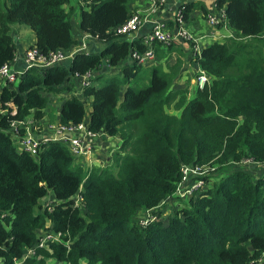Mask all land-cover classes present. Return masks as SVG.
Returning a JSON list of instances; mask_svg holds the SVG:
<instances>
[{"label": "trees", "instance_id": "trees-1", "mask_svg": "<svg viewBox=\"0 0 264 264\" xmlns=\"http://www.w3.org/2000/svg\"><path fill=\"white\" fill-rule=\"evenodd\" d=\"M68 2L0 0V67L15 57L12 25L26 26L28 48L44 57L73 52L79 40L70 34ZM132 2L79 0L80 34L103 48L0 82V264H16L30 249L22 264H259L264 256V0H215L222 17L207 27L226 26L231 35L196 54L187 48L207 79L189 99L187 87L172 89L183 64L173 43L153 45L154 63L141 65L131 54L147 49L142 40L113 35ZM194 12L212 16L186 3L179 19L187 24ZM115 68L119 78L104 75ZM87 74L77 97V79ZM51 97L62 101L59 125L84 122L117 139L105 167L84 168L60 142L39 145L35 155L16 150L9 126L28 120L40 134ZM189 165L215 171L203 190L170 207ZM144 212L155 219L140 226ZM52 233L58 242L34 248Z\"/></svg>", "mask_w": 264, "mask_h": 264}, {"label": "built area", "instance_id": "built-area-1", "mask_svg": "<svg viewBox=\"0 0 264 264\" xmlns=\"http://www.w3.org/2000/svg\"><path fill=\"white\" fill-rule=\"evenodd\" d=\"M148 10L147 13H143L142 10L134 11L128 19L113 30L114 36H124L127 38L130 35L129 40L131 41L133 35L135 36L140 27L143 25L144 18L143 16H149L150 13L158 7H162L165 3V0H148ZM180 10L177 11L174 17L176 23L175 28L172 30L166 29L165 26L159 19L149 18L150 30L146 34L145 38L141 41L143 45L147 46V49L143 52L142 55H137L136 53L131 54V60L135 61L137 64L147 65L154 63V52L153 45L159 44L165 46L169 43H175V41L182 42L186 44V48L192 47V53H198V48L196 47V42L201 38L195 39L194 36L186 31L183 26V22L179 19ZM207 24L210 26L216 25L218 20L214 19L213 16H206ZM85 40L89 38L85 35L81 36V40L74 48L73 52L68 54L56 53L51 54L48 57L42 56L37 50L33 48H27L22 53V59L24 68L22 71L13 72L10 68V65L13 63V60L10 64H5L0 67V82L14 84L18 77L27 69H43L47 68L53 64H59L69 55L78 52H84L87 49ZM85 53V52H84ZM90 75H84L79 77L80 87L86 86L87 78ZM77 77V76H75ZM207 79L205 75L198 71L197 76L194 79V85L198 89H203ZM45 133L36 134L32 129L31 123L28 120L23 122L11 124L9 126L10 134L15 145L18 147V151L25 152L30 155H35L39 145L47 142H60L65 144L68 147V150L71 156L74 158L76 163L82 165L86 169L94 168L98 162L96 153L98 149L97 141L102 137V134H95L86 129L84 122L77 125L76 127H65L59 124L55 125H46L44 127ZM19 130L23 131V134L18 137ZM248 161H243L242 163H247ZM215 171V167L208 166H182L180 169V180L176 184L175 193L172 195L175 199H186L193 195L195 192L200 191L205 188L206 176L212 175ZM155 218L150 215L149 212H144V216L138 220L140 226H144L148 221H153ZM60 235L55 234H44L39 237L37 244L34 248H44L47 242H58ZM33 254L32 249L28 250L24 257L16 262V264H21L23 261ZM259 264H264V256L259 260Z\"/></svg>", "mask_w": 264, "mask_h": 264}, {"label": "crops", "instance_id": "crops-1", "mask_svg": "<svg viewBox=\"0 0 264 264\" xmlns=\"http://www.w3.org/2000/svg\"><path fill=\"white\" fill-rule=\"evenodd\" d=\"M148 2H149L148 0H133V2L129 6L130 10L131 9H133V11L142 10L143 13L146 14L147 10H148ZM214 2H215V0H165L164 5L162 7H158L154 11V13H150L149 16H143V18H144L143 25L140 27V29L138 30L136 35L135 36L133 35L131 41L138 40V39L143 40L145 38L146 34L150 30L149 18H152L151 21L153 19H159L162 22V24L165 26L166 29H170L168 27L169 24L170 25L173 24L172 26H175V24H176L175 21H174L175 14L186 3H200V4H202V6H203L204 10L207 12V14H212L214 19L219 20V18L222 17L221 16V11L215 9ZM201 25L204 26V32H200ZM183 26L186 29V31H188L192 35H195L196 38L201 37L199 40H201V41L206 40V42L204 43L205 46L211 44L212 42H219L223 38H226L229 35H231V32H230L229 28L226 27V26H218V27H215L212 30H209L208 27H207V20H205L202 17V14H199L197 12H194L193 14H191L189 23H187V24L183 23ZM203 34H205V35H203ZM81 36H82V34H80L78 36V40L81 38ZM12 38L14 39L13 34H12ZM78 40H75V41H78ZM126 40H127V38H126ZM14 41L16 43L15 45H16V49H17V51H16L17 54L16 55H18V56L16 58V55H15L13 63L10 65V68H11V70L13 72H19V71H22L23 68H24L23 62L21 61L22 53H23L24 50H26L32 44L33 41L25 49L21 48L20 44L18 42H16V40H14ZM89 41L90 42L87 43L88 52L97 53L98 50L101 49L100 46L97 45L96 43H94L92 40H89ZM208 42H210V43L208 44ZM173 44H174L173 45L174 48L176 49V51H179V53H181V52L183 53L182 50H186L187 49L186 48V44H184L182 42L175 41V43H173ZM196 44H197V42H196ZM196 47L198 48V51H199L200 47L198 45ZM175 54H178V52H176ZM175 54H171V56H170L171 59L170 58L168 59V63L169 64L173 63V62H171V60H174V58L177 56ZM71 57H72V55H69V58L67 57L66 59H64V61L66 60L68 62L71 59ZM181 59H182V61L184 63V66H185V60H184L185 58H184V56ZM184 66H183V68H184ZM188 67L190 68V70L193 69V70H197L198 71L197 66L192 64V63H190L189 61H188ZM111 70H113V69H111ZM109 73H111V72H109ZM193 81L194 80L191 79L190 80V84L186 85V86H188L189 90H193V88H194V82ZM177 82H178V80H177ZM77 83H78V86H79L80 79H77ZM63 95L66 96L67 94H63ZM51 98H53V103H54L53 106L56 108V106L58 104L57 107L59 109L62 101L59 100L57 97H51ZM58 109L56 111V118H55L54 122L49 123L47 121H43V123L42 122L39 123V125L41 127V130H42L41 131L42 134H44L46 132L44 127L47 124L48 125L58 124V122H57ZM106 138L107 137L102 136L97 141L98 149H97L96 153H98V155L102 153V155H104L105 159H109V157L112 154L113 147L117 144V140L114 139V141H113L114 143L112 142V144H110V143L107 142Z\"/></svg>", "mask_w": 264, "mask_h": 264}, {"label": "rangeland", "instance_id": "rangeland-1", "mask_svg": "<svg viewBox=\"0 0 264 264\" xmlns=\"http://www.w3.org/2000/svg\"><path fill=\"white\" fill-rule=\"evenodd\" d=\"M64 8H65L66 12L71 10V14L69 17V22H70V27H71L70 34H71L73 39L78 40V36L80 35V31L78 29L79 0H69L68 4L65 5ZM10 32L13 34L14 40H16V42H18L20 44V47L23 49L27 48L31 44V42L33 41L32 32L24 25H12L10 27ZM200 32H204V26L203 25H201ZM203 35H205V34H203ZM194 38L198 39L199 37L196 38L194 35ZM79 40H81V38ZM85 42L87 45V43L90 41L85 40ZM205 42H206V40H203V41L198 40L197 41V45L200 47V49L205 47V44H204ZM209 43L210 42H208V44ZM97 45H99L100 48H103V46H104V44H102V43L97 44ZM16 51H17V49H16ZM182 51H183V53L181 52V56H182V58H183V56L185 58L184 59L185 60V66H184V63L182 61L183 64L180 67V73H179V75L181 77L178 79V82L177 81L174 82L173 87H172L173 90H183L186 87L188 88V86H186L185 83L188 82L187 85H189L190 80L191 79L194 80L195 76L197 75L196 73H198L197 70H193V69L190 70V68L188 67V61L190 62V59H191V57H190L191 50L186 49V50H182ZM84 52L88 53V49H86ZM16 54H17V52H15V55ZM175 55H177V54H175ZM17 56L18 55H16V58H17ZM65 61L63 60L62 62L67 64L68 62L67 61L65 62ZM173 61L174 60H171V62H173ZM183 66H184V68H183ZM115 70H118V69L115 68ZM115 70L113 69V70H110L108 72H104V75H106V76L114 75L115 77L119 78L120 74L117 75V71H115ZM109 72H111V73H109ZM96 83L98 85H100L101 82L99 83L97 81ZM74 89H75L74 94H76L75 96H77V97L80 96V84H79V86H78V84H76L74 86ZM199 90H201V89H199ZM193 93L194 92L192 90H189V93L187 95V99L191 98L193 96ZM53 105H54L53 98H50L48 100L47 109L45 110L44 118L41 121L42 123H43V121H47L49 123L50 122L52 123V121L54 122V120L56 118V111L58 109V107H57L58 104H57L56 108ZM84 110H85V116H87V113L89 111V101L88 100L86 101V103L84 105ZM166 112H168L170 114V113H173L174 111H172L171 109H167ZM114 139L117 140L116 138H108V137L106 138L107 142L110 144H112ZM12 144L16 148V150L18 151V147L15 145V143L12 142ZM97 159H98V162L96 165L99 164L100 166H93V167H97V168L105 167L109 161V159L108 160L105 159V157H104V155H102V153L97 155ZM252 178H254V176ZM218 179H219V176L216 177L213 182H217ZM50 200H51V195L48 194L39 203H40L41 207H44ZM167 205H170V207L177 208V207H181L183 205V203H181L179 200L175 199L174 197H170L167 200ZM48 253H50V252H48ZM40 259H42V260L45 259L44 256H42V254H40L39 256L37 255V260H40ZM46 263H49V261H46ZM78 264H86V263H85V261L81 260V261H79Z\"/></svg>", "mask_w": 264, "mask_h": 264}, {"label": "water", "instance_id": "water-1", "mask_svg": "<svg viewBox=\"0 0 264 264\" xmlns=\"http://www.w3.org/2000/svg\"><path fill=\"white\" fill-rule=\"evenodd\" d=\"M130 35L127 36V42L130 43L131 41L129 40ZM262 168H264V164L261 165Z\"/></svg>", "mask_w": 264, "mask_h": 264}, {"label": "clouds", "instance_id": "clouds-1", "mask_svg": "<svg viewBox=\"0 0 264 264\" xmlns=\"http://www.w3.org/2000/svg\"><path fill=\"white\" fill-rule=\"evenodd\" d=\"M126 38V37H125ZM87 53V52H86Z\"/></svg>", "mask_w": 264, "mask_h": 264}]
</instances>
